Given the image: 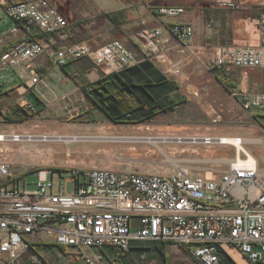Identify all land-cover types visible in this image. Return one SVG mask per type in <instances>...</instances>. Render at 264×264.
I'll return each instance as SVG.
<instances>
[{"label": "built area", "instance_id": "2783aa9c", "mask_svg": "<svg viewBox=\"0 0 264 264\" xmlns=\"http://www.w3.org/2000/svg\"><path fill=\"white\" fill-rule=\"evenodd\" d=\"M213 1L231 10L246 3ZM0 9L15 23L0 49V69L20 70V79H28L15 88L19 94L40 85V59L61 69L88 58L100 70L96 80L145 60L176 78L185 68L200 64L217 81L229 80L236 70L264 68V13L255 21V45L195 44L185 8L163 4L150 10V22H140L141 47L136 51L128 39L102 45L93 39L72 41L68 30L75 16L65 0H0ZM160 20L171 23L159 25ZM237 88L230 94L241 108L255 120L264 118V90L250 91L245 77ZM61 101L68 119L90 116L86 107L73 110L71 95H63ZM23 107L34 111L28 103ZM2 137L12 143L47 138L27 132ZM200 139L197 146L228 147L233 156L215 169L184 162L149 173L92 167L66 169L63 176L40 169L32 191L20 189L24 175L17 177L9 164H0V264H156L146 250L138 257L132 254L134 242L183 248L196 264H225L226 258L238 264L235 257L264 264V166L254 155L238 150L246 146L242 137Z\"/></svg>", "mask_w": 264, "mask_h": 264}, {"label": "rangeland", "instance_id": "374dc122", "mask_svg": "<svg viewBox=\"0 0 264 264\" xmlns=\"http://www.w3.org/2000/svg\"><path fill=\"white\" fill-rule=\"evenodd\" d=\"M65 1L71 6L75 22H79L71 33L72 41L95 39L99 45H102L124 35L123 38L128 39L131 45L135 44L136 51L138 47H141L138 36L141 28L140 22L143 20L150 22L153 19L150 10L155 11L163 4L184 7L187 16H191L189 22L195 24L193 25L194 30L196 27L199 29L198 41L221 46L255 45L258 40L255 21L261 13H264V0H232L246 2L243 8L237 10L217 7L213 0ZM119 11L122 13L118 18L120 23L114 24L105 18V14ZM170 23L164 20L158 22L159 25ZM14 25L15 23L0 9V36L10 31ZM150 25L156 24L151 23ZM87 60L93 64V68L84 76L92 72L90 74L92 80L85 77L87 83L91 84L97 81L94 80V74L100 76L101 73L90 59L87 58ZM78 65V62L69 65V78L73 82H69L70 87L74 85L80 87L76 82L79 79V73L76 71ZM188 69H190L188 75L192 81V89L186 91L185 85H182V95L174 101L171 100L176 104V111L164 112L153 107L154 113L150 115V119L139 120L134 124L114 123L100 110V116L97 119L91 116L85 119L78 117L68 119L64 110V115L61 117H44L40 118L42 119L40 121L35 111H28L17 103L9 113L0 114V134L31 133L35 130V132L45 133L47 138L42 139L38 146L26 142H10L8 145L13 151L12 153L7 152L8 154L0 152V164H9L17 177L24 175L21 179H25V186L21 183L19 187L27 191L35 190L36 171L40 169H50L54 173H62L63 176L66 175V169H91L92 167L149 173L162 169L172 170L174 166L172 163H175L173 160H179L176 165L184 162L194 168H223L226 164L223 161L233 156V150L228 147L214 146L216 150L211 148L205 150L203 145L171 144L172 137H183L186 139L183 142L188 143V139L193 136H212L256 140L255 144L247 143L245 148L259 160L261 167L264 166V119H253L241 108L238 98L233 97L230 91L226 90L223 84L200 64H195ZM2 70L0 91H5L8 87H16L26 80L20 79V70L15 71L12 68ZM243 77L247 79L250 91L264 90L263 68L253 72L234 71L231 78L226 80L227 83L235 86L231 88V92H237V87ZM63 91H68L66 86ZM15 92L18 94L16 89ZM62 93L60 91V94ZM26 100L36 104L33 96H28ZM22 110L27 115L22 114ZM36 126H45L46 129L37 130ZM139 126L144 129L138 130ZM168 127H175L179 130L172 133L167 130ZM163 138H166V141ZM175 146L178 147L174 150ZM194 149L197 152H194ZM179 150L186 151L179 156ZM209 150L223 153L224 156L219 157L215 154L214 157L207 158L205 154ZM174 153L176 155L173 156ZM167 158L173 159L171 163L167 162ZM70 188L69 185L68 190ZM132 245L137 248H149L146 251L156 264H196L185 249L172 247L168 243L134 242ZM155 245L164 246L165 256L159 257ZM143 251L134 249L132 253L138 257ZM235 259L239 264H247L240 257H235Z\"/></svg>", "mask_w": 264, "mask_h": 264}, {"label": "trees", "instance_id": "16d2710c", "mask_svg": "<svg viewBox=\"0 0 264 264\" xmlns=\"http://www.w3.org/2000/svg\"><path fill=\"white\" fill-rule=\"evenodd\" d=\"M121 12L113 14H105L110 22L114 24L120 23L118 18ZM78 21L74 23L68 30L69 36L78 25ZM82 41V40H81ZM79 65L76 71L79 73V79L76 80L81 87L82 93L86 99L98 110H100L109 120L117 124L137 123L139 120H148L150 115L154 113L157 107L164 112L176 111V104L167 98V95L179 90L178 85L171 82L155 83V84H136L120 76V73H114L109 76H101L97 81L89 84L84 74L93 68V64L87 58L79 59ZM62 66L65 74L70 75L69 65ZM125 71V70H124ZM215 77L218 76L214 70ZM218 81L223 84L226 90L231 92V88H235L233 84L226 82V79L219 78ZM87 83V84H86ZM40 101L36 99L35 108H39ZM22 114H26L23 110ZM13 114H15L13 112ZM264 119V118H262ZM134 249L149 250V248H137L131 246V252ZM156 253L159 257L164 255V246L155 245ZM133 254V253H132ZM225 264H233L230 259L224 260Z\"/></svg>", "mask_w": 264, "mask_h": 264}, {"label": "crops", "instance_id": "0c3cea01", "mask_svg": "<svg viewBox=\"0 0 264 264\" xmlns=\"http://www.w3.org/2000/svg\"><path fill=\"white\" fill-rule=\"evenodd\" d=\"M195 25V24H193ZM199 29L196 27L195 35L193 38V42L195 44L200 43L197 38ZM9 32V31H8ZM8 32L4 35L0 36V49L3 48L6 43L8 42ZM123 37H125L123 35ZM123 37H119V39L125 40ZM96 43L97 41L93 39ZM75 41V40H74ZM98 44V43H97ZM192 67V66H191ZM190 68L187 67L183 70L182 75L180 77H173V76H167L163 73L161 68L154 62H151L149 60H145L144 62H141L132 68H129L123 72L120 73V76L123 79H126L128 81H131L136 84H155V83H163V82H171L176 85H178L179 90L176 92L169 93L167 95V98L169 100H176L179 96L182 95L183 91L181 89L182 85L185 87L186 91L191 90L192 87V81L190 80ZM194 70V69H192ZM37 71L41 74L42 79L40 85L27 90L25 94H17L15 92V88L19 85H25L27 84V80H24L23 82L19 83L16 87H8L5 91H0V114L9 113L11 109H14L17 103H19L21 106L28 103L33 108L34 111L38 114L37 118H44V117H54L58 118L64 115V102L61 101V97L65 94H69L72 96V102H73V110L80 108L83 109V107H86L90 110V116L92 118H98L100 116L99 110L92 106L85 98L83 93L80 91V87L74 85L73 87L69 86V82H72L71 79L66 75L62 69L57 68L55 66H52L51 63L48 60L40 59L37 61ZM3 70L0 69V73H2ZM204 72V71H203ZM92 73V72H91ZM85 75V77H89L90 80V74ZM94 74V73H93ZM95 78L98 77L96 74ZM94 78V80H96ZM1 79V78H0ZM13 82V81H12ZM73 83V82H72ZM190 84V85H189ZM65 86L67 87L68 91H63V88L65 89ZM1 88V86H0ZM57 88V89H56ZM22 91V89L20 90ZM60 91L63 93L60 94ZM182 92V93H181ZM28 96H33V98L36 100L38 99L40 101L39 108H35L34 104L27 101L26 99ZM80 100L83 102H80ZM50 108V109H49ZM40 119V121H42ZM37 130L39 129H46L45 126H36ZM33 135H44L41 132H35L33 130L31 132ZM40 142H33L31 145L38 146Z\"/></svg>", "mask_w": 264, "mask_h": 264}, {"label": "bare ground", "instance_id": "6f19581e", "mask_svg": "<svg viewBox=\"0 0 264 264\" xmlns=\"http://www.w3.org/2000/svg\"><path fill=\"white\" fill-rule=\"evenodd\" d=\"M93 76V75H92ZM138 128V130H143L144 129V127H142V126H139V127H137ZM163 130V129H162ZM166 130V129H165ZM167 130L170 132H172V133H174V132H178V130L179 129H177V128H175V127H168L167 128ZM166 130V131H167ZM158 131H160V130H158ZM167 131V132H168ZM2 135L3 134H0V152H10V153H12V151H13V149H11V147L8 145L9 143H10V141L8 140V139H6V138H3L2 137ZM200 138H202V137H197V136H195L194 138H190L189 140H190V144H192V145H200L201 143L198 141V140H201ZM166 138H163V140H165ZM172 139H173V141L171 142V144L172 145H179V144H184V143H181L182 142V140H183V138H181V137H178L177 139L176 138H174V137H172ZM244 139V142H245V144H247V143H251V144H255L257 141L256 140H253V139H246V138H243ZM178 140H181V141H178ZM191 140H195V142L193 143ZM42 141V139H39V138H36L35 139V142H41ZM166 141V140H165ZM31 144H33V143H31ZM178 146H175L173 149L175 150L176 148H177ZM207 148H211V149H213V150H216L213 146H211V147H206V148H204L205 150L207 149ZM240 149H242L246 154H248L249 156H252V154L246 149V148H244V147H238V150H240ZM20 151V150H19ZM186 151V150H185ZM185 151H183V150H179L178 151V155L179 156H181V154L182 153H184ZM24 152V151H23ZM194 152H197L196 151V149H194ZM57 153V152H56ZM8 154V153H7ZM215 154H218L219 155V157H223L224 156V154L223 153H217L216 151H212V150H209V151H207V153L205 154V156L207 157V158H212V157H214L215 156ZM174 155H176V153H174L173 154V156ZM173 160V159H172ZM170 158H167V162L168 163H171V161H172ZM175 163H172V164H174V165H176V163L178 162V160H173ZM219 161H223V160H219ZM236 260V259H235ZM238 263V262H237ZM239 264V263H238Z\"/></svg>", "mask_w": 264, "mask_h": 264}]
</instances>
